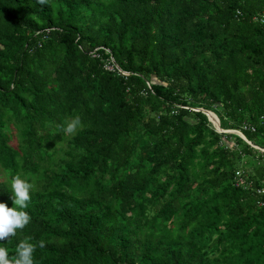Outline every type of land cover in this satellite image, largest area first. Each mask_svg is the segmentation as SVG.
<instances>
[{
    "label": "trees",
    "instance_id": "1",
    "mask_svg": "<svg viewBox=\"0 0 264 264\" xmlns=\"http://www.w3.org/2000/svg\"><path fill=\"white\" fill-rule=\"evenodd\" d=\"M263 13L0 0V203L14 206V175L33 185L30 223L0 247L32 237L34 264H264Z\"/></svg>",
    "mask_w": 264,
    "mask_h": 264
},
{
    "label": "clouds",
    "instance_id": "2",
    "mask_svg": "<svg viewBox=\"0 0 264 264\" xmlns=\"http://www.w3.org/2000/svg\"><path fill=\"white\" fill-rule=\"evenodd\" d=\"M40 5H46L48 0H37ZM80 127L82 121L79 116L70 119L63 128L65 135L74 134ZM11 200L13 207L0 203V241H7L17 235V230H23L31 221V216L25 209L31 200L30 192L33 185L22 179L19 174L14 175L10 181ZM32 237H25L15 249L14 255H9L5 247H0V264H34L33 253L35 244L31 243ZM39 247H45L43 240L39 241Z\"/></svg>",
    "mask_w": 264,
    "mask_h": 264
},
{
    "label": "built area",
    "instance_id": "3",
    "mask_svg": "<svg viewBox=\"0 0 264 264\" xmlns=\"http://www.w3.org/2000/svg\"><path fill=\"white\" fill-rule=\"evenodd\" d=\"M253 20L258 22V23H260V24H262V25H264V13L262 15H258V16L253 17ZM104 68L106 70H108V71H112V72L118 71V72H120V69L115 64L113 59H111V63L110 64H108V63L106 64L105 63ZM243 129L244 130H248V129L253 130V128H251V127L249 128L248 124H245L243 126ZM259 150L264 153V150H261V149H259ZM234 183H235L236 186H238V187L241 186L243 188H249V187H251V184H252V182L247 181L246 173L242 169L236 170L235 175H234ZM263 183H264V181H263ZM257 193L260 194V195H263L264 194V189L263 188L258 189ZM260 205L263 206L264 202L263 201L260 202Z\"/></svg>",
    "mask_w": 264,
    "mask_h": 264
},
{
    "label": "water",
    "instance_id": "4",
    "mask_svg": "<svg viewBox=\"0 0 264 264\" xmlns=\"http://www.w3.org/2000/svg\"><path fill=\"white\" fill-rule=\"evenodd\" d=\"M197 111H201L208 119V121L213 125L214 129L218 132V133H225V134H236L237 136H239L243 141H245L246 143H248L251 147L259 149L257 146H255L254 144H252L251 142H249L242 133H240L239 131H230V130H223L220 127V122L218 117L208 111V110H204V109H196Z\"/></svg>",
    "mask_w": 264,
    "mask_h": 264
},
{
    "label": "rangeland",
    "instance_id": "5",
    "mask_svg": "<svg viewBox=\"0 0 264 264\" xmlns=\"http://www.w3.org/2000/svg\"><path fill=\"white\" fill-rule=\"evenodd\" d=\"M2 180H3V177H2Z\"/></svg>",
    "mask_w": 264,
    "mask_h": 264
}]
</instances>
